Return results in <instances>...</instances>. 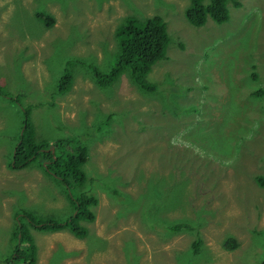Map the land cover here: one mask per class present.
<instances>
[{"label": "rangeland", "instance_id": "rangeland-1", "mask_svg": "<svg viewBox=\"0 0 264 264\" xmlns=\"http://www.w3.org/2000/svg\"><path fill=\"white\" fill-rule=\"evenodd\" d=\"M237 1L225 22L207 19L194 27L183 15L188 0H0V264L13 243L18 209L53 219L70 211L39 159L9 166L20 113L5 97L17 95L21 105H31L37 139L87 134L85 183L97 199L82 238L30 229L35 264L264 260V186L256 181L264 178V95L249 96L264 90V0ZM38 12L51 16V27L37 20ZM155 14L173 39L147 76L155 91L136 88L127 73L99 87L73 60L106 70L123 18ZM69 58L70 88L59 93V71ZM150 201L158 204L152 219L143 213ZM175 219L193 231L153 227Z\"/></svg>", "mask_w": 264, "mask_h": 264}, {"label": "trees", "instance_id": "trees-1", "mask_svg": "<svg viewBox=\"0 0 264 264\" xmlns=\"http://www.w3.org/2000/svg\"><path fill=\"white\" fill-rule=\"evenodd\" d=\"M229 5L238 7L240 2L237 0H188L186 8L183 10V15L191 26H202L207 19L219 24L227 20ZM35 16L45 26L53 24L51 16L44 12H38ZM114 38L115 47L112 49L113 52H110L113 55L105 60L108 64L106 70H100L89 62H80V59L73 60L84 65L90 71L91 78L99 87L108 86L121 74L127 73L130 82L136 88L146 92L155 91L156 85L148 81L147 76L151 71V67L166 57L167 49L173 40L171 35H169L167 23L163 17L156 14L142 19L132 15L125 16L115 28ZM70 61L71 59L64 65L62 72L58 76L56 86L59 93H65L70 87ZM211 64L210 60L208 63L205 60L201 65L203 68L209 69ZM254 66V64H251L252 68ZM196 72L201 71L197 70ZM195 75L198 77V75L202 74L196 73ZM250 77L252 81L257 80L254 71L250 73ZM0 94H4L1 87ZM262 95H264V90L262 89L249 91V96L252 99H257ZM5 98L16 104L20 113L18 126L12 132V143L10 146L11 164L9 162V166L17 170L39 159L38 166L47 177H50L62 187L70 207L69 214L64 219L36 218L32 213L24 209H18L13 214L15 219V230L11 234L13 243L8 255L4 258V264H35L36 246L30 229L48 233L65 230L77 238H82L87 233L85 223L93 220L92 207L96 205L97 199L86 188V172L84 170V164L88 156L87 134L75 133L55 137L50 142L45 139L39 140L36 137L35 127L30 119L31 105H21L18 95ZM237 111L242 112L245 110L237 107ZM105 124L102 123V125ZM256 181L264 186L263 177L257 176ZM88 187L91 189L89 185ZM107 187L105 183V189ZM152 192H156V190L152 189ZM157 207L158 204L150 201L149 208L143 213H149V217L152 219ZM160 221L162 223L159 222L153 227L169 234L186 228L190 232L193 231L189 228L191 225H188V221L184 219ZM199 245L200 238L196 236L192 242L193 253L198 251ZM260 264H264V260Z\"/></svg>", "mask_w": 264, "mask_h": 264}, {"label": "clouds", "instance_id": "clouds-1", "mask_svg": "<svg viewBox=\"0 0 264 264\" xmlns=\"http://www.w3.org/2000/svg\"><path fill=\"white\" fill-rule=\"evenodd\" d=\"M227 19H228V18H227ZM203 25H204V24H203ZM44 26H45V25H44ZM46 27H51V26H46ZM194 27H196V26H194ZM198 27H200V26H198ZM69 59H71V58H69ZM69 59L64 60L65 62L63 63L62 67L60 68L59 74L62 72L64 65L68 62ZM58 76H59V75H58ZM69 88H70V87H69ZM68 90H69V89H68ZM66 92H67V91H66Z\"/></svg>", "mask_w": 264, "mask_h": 264}]
</instances>
